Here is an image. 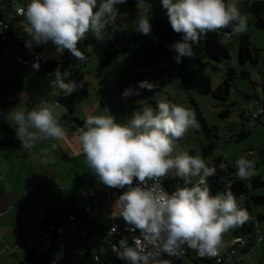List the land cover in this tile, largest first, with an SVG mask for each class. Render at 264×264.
I'll list each match as a JSON object with an SVG mask.
<instances>
[{
  "label": "clouds",
  "instance_id": "clouds-1",
  "mask_svg": "<svg viewBox=\"0 0 264 264\" xmlns=\"http://www.w3.org/2000/svg\"><path fill=\"white\" fill-rule=\"evenodd\" d=\"M172 30L182 34V39L171 45L174 59L182 63L193 57V46L201 36L231 27L233 33L247 29V16L242 13L238 0H161ZM127 0H30L25 5H14L18 16L24 18L23 31L29 37L26 47L42 46L51 42L57 54L65 50L78 60L83 52L78 45L92 34L98 41L114 39V33L126 25H117L121 13L118 5ZM138 14L135 30L150 35L152 25L148 14L150 5L137 0ZM111 28V31L109 29ZM39 68V63L34 65ZM51 75V74H50ZM52 86L66 95L78 87L77 82H64L61 71L55 70ZM140 89L152 91L156 85L145 80ZM128 88L124 97L139 95ZM126 122L119 123L110 110L106 114L89 115L78 129L83 154L88 169L106 187L124 189L113 205V215H118L130 232L139 231L135 247H124L118 258L126 264H171L159 258L160 253L180 257L184 247L200 257H217L227 246L224 236L230 230L243 226L249 219L246 209L240 207L230 190L213 195L208 178L216 173L201 156L187 152L173 155L177 141L189 129H199L196 114L191 109L161 101L154 109L145 101ZM16 128L23 149H32L38 141H62L66 127L58 119L56 104L41 101L30 111L14 109L4 114ZM57 144L42 150L40 161L50 162ZM250 155V154H249ZM225 168L223 163L219 166ZM236 177L246 180L255 175V161L241 157L235 161ZM172 175L190 182L191 187H179L171 194L149 187L148 181H159ZM116 228L112 229L115 232ZM152 246L155 251L149 250Z\"/></svg>",
  "mask_w": 264,
  "mask_h": 264
},
{
  "label": "rangeland",
  "instance_id": "rangeland-1",
  "mask_svg": "<svg viewBox=\"0 0 264 264\" xmlns=\"http://www.w3.org/2000/svg\"><path fill=\"white\" fill-rule=\"evenodd\" d=\"M137 14L138 10L130 13H121V20L117 22V25H126L127 27L126 29L122 27L120 31L115 32L114 39L122 34H142L135 30L134 21ZM243 14L247 16V29L236 35H249L253 45L262 49L264 46V31L257 28L252 14ZM148 18L152 25L154 20L151 7ZM109 31H111V28ZM20 40L24 41V38L21 37ZM112 40L98 41L92 34H88L86 39L78 45L83 52V60H78L67 50L62 55L57 54L55 46L51 42L38 46L48 58L58 63L64 61L65 54L69 56L73 72L67 71L65 77L70 79L69 82L75 81L78 85L77 89L71 94L75 101L76 117L85 120L89 115L106 114L104 109L107 108L116 117L117 122L124 123L128 118H131L136 110L143 106L140 101H145L154 109L159 102L164 101L181 105L194 111L195 107L191 103L190 97L180 88L178 80L180 63L178 64L175 59V74L171 82L165 87L161 89L154 88L152 91L140 89L136 90L139 91V95L124 97L123 92L128 89L125 88L124 84L130 77V74L125 72L124 67L129 60L121 58L108 66L104 65L106 59L105 50L108 49V45ZM21 41L7 42V46L1 45L2 42L0 41V57L3 56L4 51L5 53H10L11 48L22 52L21 49L23 48L19 45ZM228 44L231 55L229 65L232 66L233 61H236L238 56V46L235 38L228 39ZM175 55L176 53L174 52V57ZM261 55L264 58V49L261 50ZM23 67L25 66L23 65ZM244 68L245 71L249 72L250 76L249 78L241 77L240 69L235 67L238 74L233 79L231 96L225 106H223L221 101L211 96H201L195 92L190 94L207 122L219 128L220 140L218 141L217 149L212 157L205 159L207 163L212 159L223 158L227 163L233 164L237 159L244 157L248 150L261 152L262 148H264V116H261V122H258L256 118L251 120L246 118L248 111L257 114L261 109V106L255 100V96H264V64L261 62L257 67L247 65ZM142 71L148 74L150 79L163 80L158 77L159 72L155 69H144ZM14 73H0V126L7 123L15 128V124L11 120L5 119L4 114L14 109L30 111L37 107L42 100L49 103L54 102L58 119L61 120L63 118L66 109L64 106L57 104L60 89L52 86L54 75L45 74L43 80L36 72L41 79L40 87L43 90V94L41 93L42 91L38 92V96H42V99L37 101L35 99V90L39 87L37 85H27L22 73L18 70H15ZM71 73L75 76L73 80L70 78ZM209 74L212 77L213 87L216 88L224 78V72H209ZM42 82H44V86ZM27 101L30 102L28 107L26 106ZM225 107H229L231 112V115L227 118H223L220 115ZM242 115H244V118ZM242 132L249 133V136L241 139ZM0 136H2V129H0ZM52 143L57 144V149L51 153L50 162L45 167H41L40 159L35 158V155L30 153L29 149L9 147L1 150L0 179L5 178L1 182L5 186L11 185V187L20 189L22 191L21 196L31 194L33 197H31L30 202H35V199L38 198V202L44 203L43 205L46 204L45 215L54 214L56 217L62 218L69 213H75V210L66 204L65 199L71 196L76 199L81 198L79 190L83 183L91 180L92 174L85 170L82 159L78 158L82 151L80 149L79 136L76 132H70L67 129L65 139L58 142L53 140L38 141L34 151L40 155L42 150L50 147ZM206 145L207 140L203 134L197 133L195 129H189L187 134L180 140V143L177 144V149L173 155L192 150L194 156L199 155L203 158L202 152ZM70 152L73 154L72 157L68 156ZM251 160L255 161V172L264 177V154L255 155ZM197 179L194 177L191 180L196 183ZM251 194L264 195V188L251 191ZM247 199L250 200V208L254 215L262 214L264 216V204L256 205L251 198L247 197H242L240 201L243 203ZM81 204L85 203L77 201L75 205L79 211H83L80 207ZM32 210L28 219H32L35 213L36 208L33 205ZM28 221L30 222V220ZM31 221L33 224V220ZM258 223L264 232V219ZM40 226L42 227V223H40ZM20 229L23 232L26 230L27 234V218L21 222ZM37 235L32 234V237H27V242L29 241L28 238L33 240ZM251 250L253 251L254 247ZM253 260H257L256 262L259 264V259L255 255H250L245 264ZM186 263L191 264L190 262ZM186 263L181 262L180 264Z\"/></svg>",
  "mask_w": 264,
  "mask_h": 264
},
{
  "label": "trees",
  "instance_id": "trees-1",
  "mask_svg": "<svg viewBox=\"0 0 264 264\" xmlns=\"http://www.w3.org/2000/svg\"><path fill=\"white\" fill-rule=\"evenodd\" d=\"M29 2L30 0H26L24 5L26 6ZM14 5H23V3L18 0L17 2L13 0H5L0 6V18H9V15L13 16ZM146 5H150L153 12L154 21L152 24L151 34L119 35L109 43L108 49L105 50L106 59L104 65L108 66L112 62L121 58L129 60L128 64L124 67V70L127 74H130V77L126 80L124 85L125 88H133L135 90H140L138 87L139 82L145 80L156 85L155 88L158 89L165 87L171 82L176 68L174 51L171 49V45L177 40L182 39V34H177L172 30L171 25L168 22L166 10L163 8L161 0H146ZM239 7L243 13L252 14L255 18L257 28L264 31V0L254 2L244 1L239 4ZM118 8L120 13L133 12L137 10V0H127L126 4L118 5ZM236 34L237 33H233L231 27H229L216 32H209L207 35L201 36L199 43L193 46V57L191 59L184 58L182 63H180L178 73L180 88L188 94L191 99V103L195 107L194 112L200 126L198 130L195 129L196 132L203 134L207 140V145L202 152L204 159L212 157L213 153L217 149L218 141L220 140L219 128L207 122L190 94L195 92L201 96H211L212 98L221 101L223 106H225V103L229 101L231 96L233 79L236 78L238 74L235 67L240 69L241 77L249 78V72L245 71V66L251 65L253 67H257L261 62L264 64L261 51L253 45L250 36L247 34L238 36ZM230 38H235L238 46V56L234 67L229 65L231 55L228 39ZM12 41H17V39H13ZM12 41L10 40L8 42ZM1 45H3V43ZM39 50L42 53V68L40 71L33 70L38 72L44 80L45 74L54 75L55 70L59 68L64 82L68 83L70 79L65 77L66 72H73L70 66L69 56L65 54L64 61L58 63L54 60H49L42 50ZM24 56L22 59H24ZM144 69L157 70V72H159L158 77L163 80L157 81L150 79L149 75L142 71ZM209 72H224V78L216 88L213 87L212 77ZM70 78L72 80L75 78L73 73H71ZM57 103L64 106L66 109V113L60 122L70 132H76L78 134V129L84 125L85 120L75 116V101L73 100V96L66 95L60 90ZM220 115L223 118L229 117L231 115L229 107H225ZM247 136H249V133L242 132L240 138L243 139ZM180 140L176 143H180ZM10 146L19 147L21 146V143L16 136L15 128H11L4 124L2 127V136L0 138V151ZM187 153L194 156V152L192 150H188ZM221 163L225 165L223 170L219 167ZM234 165L235 164L226 163L223 158L213 159L212 167L216 168V173L214 176L208 178V185L210 186L211 193L215 195L220 191H225L226 189V184L221 181V178L231 182L230 190L237 197L240 207L246 209L250 217V219L243 226L238 227L235 235L237 237L247 238L250 241L249 246H252L254 225L257 221L250 206H248L250 200L247 199L245 203H242L240 200L242 197H247L251 198L256 205L264 204V196L251 194V191L264 188V179L251 177L246 180H240L235 175L236 168ZM162 179L164 189L169 194L174 192L179 187H191L193 185L191 182H186L180 178H174L171 174ZM53 220L55 221V226L64 228L60 221L52 219L45 223L44 231L40 234V236L46 231L47 225ZM40 236L38 237V240ZM58 241L66 243L60 236H52L53 247L56 248ZM37 243H34L33 245L36 246ZM28 249L29 251L35 252V255L29 257L30 260L35 259V261L37 260L41 262V264H49L53 259L55 264H57L56 260L50 256V253L55 251L54 248L47 249L39 246L36 251L31 250L28 246ZM66 251L67 246L65 249V258ZM188 251L190 252L189 248ZM112 257H114V255ZM197 257L199 256L197 255ZM192 261L194 264H201V262L195 259H192ZM117 264L122 263L120 262Z\"/></svg>",
  "mask_w": 264,
  "mask_h": 264
},
{
  "label": "crops",
  "instance_id": "crops-1",
  "mask_svg": "<svg viewBox=\"0 0 264 264\" xmlns=\"http://www.w3.org/2000/svg\"><path fill=\"white\" fill-rule=\"evenodd\" d=\"M244 1L254 2L256 0H238V4ZM1 33L2 31L0 30V35ZM10 40L11 39H8L5 43H3V46H7L8 43H11L8 42ZM19 45L22 48L21 44ZM256 48L261 51L262 49H264V46L262 49L258 47ZM11 49L12 50L10 53H5L4 51L3 56L0 57L1 60L0 73L3 72L14 73L15 70L21 72L27 85L28 84L37 85L39 87L38 89L35 90L36 91L35 99L37 101H40L42 99V96H38V92L42 91L41 93L43 94V90L42 87H40L41 79L39 75H37V73L33 69L27 68L26 66L23 67V64L19 61V59L24 56V52H23L24 49H21L22 52L15 51L13 48ZM48 59L51 60L50 58ZM235 62L236 61H233L232 67L235 66ZM42 83L44 86V82ZM262 97L264 96H255V100L261 106L260 111L257 114L248 111L246 118H249L250 120L256 118L258 122H261L260 121L261 116H264V101H262ZM29 105L30 102L27 101L26 106L28 107ZM242 117L244 118V115H242ZM4 124L8 125L7 123ZM3 125L0 126V129H2ZM19 147H13V148H19ZM29 150L30 153L35 155L34 156L35 158L40 159V155H38L34 151L35 147ZM258 154H264V148H262L261 152H256L255 155ZM255 155L249 156L245 154L244 157L251 159ZM68 156L72 157L73 154L70 152L68 153ZM78 158L82 159V164L84 165L85 170L92 174V172L87 167L86 156L83 154V152L80 153V156ZM212 163H213V159L208 163V165L212 166ZM45 165L47 164L42 163L41 167H45ZM252 177H259L261 179H264V177L258 174V172H255V175H253ZM4 179H5L4 177L0 179V264H41V262L37 260L35 261V259L32 260L29 259V257L35 255V252L33 251L34 252L33 253L32 251H29L28 246L30 244L37 243L38 237L44 231L45 223L52 219H56L60 221L62 226L65 228V230H67L68 232H70L75 236L77 242L78 255L85 262V264H93L92 253L94 252V245L91 242L90 238L93 237L95 238V240H99L104 236V234L107 232V230L110 227L111 217L113 215V205L115 201L118 199V197L122 195L124 191L127 190V188L117 189L118 196L114 199L113 202L109 203L108 202L109 193L107 190L108 187L101 184L98 181L97 177L92 174L91 180L85 182L86 185L85 183H83L79 190L80 192L79 194L82 196L81 198L79 197V199H76L74 196H71L70 198L65 199L66 204H68L70 208L74 209L75 213L74 214L69 213L67 216H63L62 218H59L56 217L54 214L45 215L44 213L46 212V204L43 205L44 203L38 202V198L35 199V202H30L31 197H33L31 196V194L29 195L26 194L21 196L22 191L20 189L16 187H11V185L5 186L4 184H2L1 182ZM190 182L192 184H195L192 182V180H190ZM260 196H264V195H260ZM77 201H83L85 204L90 205L92 207V211L87 213L84 210L83 211L77 210L75 206ZM246 201L247 200H245L243 203H245ZM32 205L36 208V210L35 213L33 214V218L28 219V217L31 216L30 213L33 211ZM248 206H250V203L248 204ZM71 214L75 215L78 220H81L82 221L81 224L70 222L68 220V216ZM254 217L256 218L257 222H260L261 220L264 219V216L262 214L258 216L254 215ZM26 218L28 225L27 234H26V230L23 229L25 231L23 232L22 229H20L21 222ZM28 220H30V222ZM31 220H33L34 222L33 224ZM40 223H42V227L40 226ZM237 230L238 227L230 230L224 236V240L227 246L222 251L230 250V249L236 250V254L233 256V259L230 264H245V261L249 258L250 255L257 256L259 259V264H264V232H263L262 241L255 242L253 243L252 246L249 247H241V246H233L231 244V240L234 237H237L235 235ZM84 232L86 233V235L83 234ZM32 234L37 235L36 238L33 240H31V238H28L29 241L27 242V237H32ZM66 246H67L66 243L62 241H58L55 251H52L50 253V256L56 260L57 264H70L69 261L65 258ZM253 247L254 250L252 251L251 249ZM191 252H193V254L197 257L198 254L190 249L188 257L182 260H176L172 256H168L165 253L163 254L162 259L170 260L171 263H175V264H180L181 262L182 263L190 262L191 264H194L192 261L193 258L190 256ZM200 258L205 259L206 261L209 262V264L214 263L213 261L208 260L206 257H200ZM173 260H175L176 262ZM256 261L257 260L250 261L248 264H258Z\"/></svg>",
  "mask_w": 264,
  "mask_h": 264
},
{
  "label": "built area",
  "instance_id": "built-area-1",
  "mask_svg": "<svg viewBox=\"0 0 264 264\" xmlns=\"http://www.w3.org/2000/svg\"><path fill=\"white\" fill-rule=\"evenodd\" d=\"M5 0H0V6L4 3ZM23 3L26 0H18ZM1 10V8H0ZM14 16V17H13ZM13 16L9 15V18L3 17L0 18V30L2 31L0 38L1 42L5 43L8 39H17L19 41L21 37L24 38V41H21L22 47L25 51L24 59L20 58L19 61L26 67L34 69L36 71H40L42 53L40 52L37 46H33L32 48L26 47L25 41L29 39L27 34L23 31L24 21L23 17H20L16 14L15 8ZM22 19V20H21ZM120 21V18L117 22ZM39 63V68L36 69L34 65ZM262 101H264V97H262ZM250 154V155H249ZM256 152L253 150L248 151L247 155L252 156L255 155ZM212 167V166H210ZM149 187H155L157 191H165L163 186V179L161 178L159 181H148ZM108 202L111 203L118 196V191L114 188L108 187ZM81 209L85 212L89 213L92 211V207L87 204H81ZM68 220L70 222H75L77 224H81V220H78L75 215H69ZM55 221H51L47 225L46 231L40 236L37 245L30 244L29 248L31 250H36L38 247L47 248V249H55L53 247L52 236H60L67 243V251L66 258L69 260L70 264H85V262L79 257L77 251V242L74 235L67 232L64 228L55 226ZM116 228L115 232H112V229ZM128 226L125 224L122 218H118V215H112L110 227L107 232L104 234L102 238L99 240H95V238L91 237V242L94 245V252L92 253V262L93 264H117L122 263L126 264L125 261L118 258V253L123 250L124 247H135L134 241L135 238L140 236L139 231L133 233L127 231ZM86 235V233H83ZM263 240V231L258 222L254 225V233L252 235V241L260 242ZM250 241L245 237H234L231 240V244L233 246H241V247H249ZM149 250L155 251L152 246H149ZM189 251L187 246L184 247L183 254L180 257L172 256L176 260H182L187 257ZM164 253H160L159 258L162 259ZM236 254L235 249L224 250L221 251V254L217 257H206L208 260L213 261L215 264H230L233 256ZM114 255V257H112ZM117 258V259H114ZM49 264H55V261L52 259Z\"/></svg>",
  "mask_w": 264,
  "mask_h": 264
},
{
  "label": "water",
  "instance_id": "water-1",
  "mask_svg": "<svg viewBox=\"0 0 264 264\" xmlns=\"http://www.w3.org/2000/svg\"><path fill=\"white\" fill-rule=\"evenodd\" d=\"M190 256H191L193 259H195V260L201 262L202 264H209V262L206 261L205 259L200 258V257H196V256L193 254V252L190 253Z\"/></svg>",
  "mask_w": 264,
  "mask_h": 264
}]
</instances>
